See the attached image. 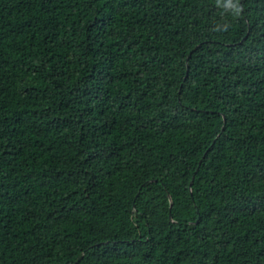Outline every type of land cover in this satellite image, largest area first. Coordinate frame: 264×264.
I'll list each match as a JSON object with an SVG mask.
<instances>
[{"label":"trees","instance_id":"16d2710c","mask_svg":"<svg viewBox=\"0 0 264 264\" xmlns=\"http://www.w3.org/2000/svg\"><path fill=\"white\" fill-rule=\"evenodd\" d=\"M0 264H264V0H0Z\"/></svg>","mask_w":264,"mask_h":264},{"label":"clouds","instance_id":"9594fccd","mask_svg":"<svg viewBox=\"0 0 264 264\" xmlns=\"http://www.w3.org/2000/svg\"><path fill=\"white\" fill-rule=\"evenodd\" d=\"M237 11H239V9H237Z\"/></svg>","mask_w":264,"mask_h":264}]
</instances>
